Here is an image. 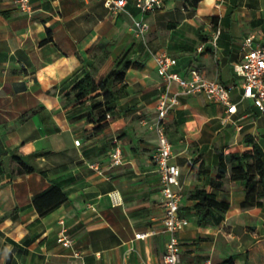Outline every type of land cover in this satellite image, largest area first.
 Masks as SVG:
<instances>
[{"label":"crops","instance_id":"obj_1","mask_svg":"<svg viewBox=\"0 0 264 264\" xmlns=\"http://www.w3.org/2000/svg\"><path fill=\"white\" fill-rule=\"evenodd\" d=\"M30 1L28 12L0 0V264H164L165 196L152 155L166 82L154 51L176 57L173 69L185 77L198 67L233 85L238 107L228 113L204 93L182 92L166 118L181 169L179 212L189 219L178 232L181 264H264V197L242 206L246 182L232 178L229 161L250 146L247 136L264 148V115L242 98L234 70L247 35L264 44V0H163L147 11L127 0L118 13L103 0ZM134 19L148 22L145 37L135 35ZM105 49L139 65L128 67L118 83L126 93L99 122L93 105L103 95L81 101L68 91ZM116 145L121 163L112 161ZM15 155L29 157L34 170L19 173ZM54 185L67 199L41 215L34 197ZM196 186L227 202L213 212L219 221H200L190 197Z\"/></svg>","mask_w":264,"mask_h":264},{"label":"built area","instance_id":"obj_2","mask_svg":"<svg viewBox=\"0 0 264 264\" xmlns=\"http://www.w3.org/2000/svg\"><path fill=\"white\" fill-rule=\"evenodd\" d=\"M105 5L114 13H118L127 4V0H103ZM16 4L23 10H32L30 0H15ZM136 5L142 11L154 10L163 6V0H135ZM134 33L138 37H145L149 24L143 19H134ZM220 29L212 38L214 45H217ZM255 34L247 35L241 46V60L234 64L235 72L241 77L242 98H250L253 105L260 114L264 115V44H254ZM205 43H201L199 49H204ZM157 63L158 71L166 82V88L160 93L157 101V116L154 121V129L157 133L158 144L152 155L162 181V191L165 196L163 224L169 233L163 254L164 264H181V243L178 232L188 223L189 219L179 212L182 191L179 188L181 169L174 161L172 142L166 130V118L169 112L180 102V94L204 93L209 100L224 104L228 113L238 110L237 102L233 100V85L206 77L198 67L190 69V76L185 77L173 67L177 63V58L169 55L165 51L152 52ZM172 82L178 84V89L171 87ZM77 144L80 143L76 139ZM111 157L114 163L123 161L120 146L116 145L111 150ZM93 165V164H92ZM155 230L137 232L136 237L144 238L154 234ZM64 243L68 244L70 239L60 237ZM205 264H211L206 260Z\"/></svg>","mask_w":264,"mask_h":264},{"label":"trees","instance_id":"obj_3","mask_svg":"<svg viewBox=\"0 0 264 264\" xmlns=\"http://www.w3.org/2000/svg\"><path fill=\"white\" fill-rule=\"evenodd\" d=\"M199 1L186 0V4L196 6ZM126 56L127 52H124L114 58L108 50H103L102 54L97 56L98 62L92 66V69L85 71L70 86L68 93L74 92L76 100L82 101L91 96L103 95V99L93 105L94 108H99V114L92 120L100 122L108 118L107 112L113 109V102L126 93L124 86H118V83L124 80L128 67L139 65L137 61L126 58ZM246 140L250 144L249 147L229 154L232 178L246 182V199L242 203L243 207L260 205L264 197V148L253 136H247ZM14 159L18 162L19 173L34 170L28 162L29 157L15 155ZM190 197L196 199L195 207L200 221H219L222 215H214V210H223L228 207L227 202L219 200L214 192L202 186L193 188ZM66 199L67 195L62 189L54 185L36 195L34 203L39 213L44 215ZM229 263L235 264L232 259Z\"/></svg>","mask_w":264,"mask_h":264}]
</instances>
